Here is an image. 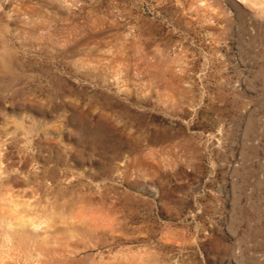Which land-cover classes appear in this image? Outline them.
I'll use <instances>...</instances> for the list:
<instances>
[{
	"label": "rangeland",
	"instance_id": "rangeland-1",
	"mask_svg": "<svg viewBox=\"0 0 264 264\" xmlns=\"http://www.w3.org/2000/svg\"><path fill=\"white\" fill-rule=\"evenodd\" d=\"M258 1L0 0V264H264Z\"/></svg>",
	"mask_w": 264,
	"mask_h": 264
},
{
	"label": "bare ground",
	"instance_id": "bare-ground-1",
	"mask_svg": "<svg viewBox=\"0 0 264 264\" xmlns=\"http://www.w3.org/2000/svg\"><path fill=\"white\" fill-rule=\"evenodd\" d=\"M241 1H243V0H241ZM245 1V0H244ZM247 1V0H246ZM257 2H259L258 0H257ZM263 3V2H262ZM253 4V3H252ZM260 4V3H259Z\"/></svg>",
	"mask_w": 264,
	"mask_h": 264
}]
</instances>
